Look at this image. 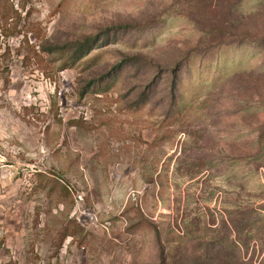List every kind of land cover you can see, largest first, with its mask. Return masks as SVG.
<instances>
[{"label": "rangeland", "instance_id": "1", "mask_svg": "<svg viewBox=\"0 0 264 264\" xmlns=\"http://www.w3.org/2000/svg\"><path fill=\"white\" fill-rule=\"evenodd\" d=\"M4 7L0 264H264V0Z\"/></svg>", "mask_w": 264, "mask_h": 264}, {"label": "trees", "instance_id": "2", "mask_svg": "<svg viewBox=\"0 0 264 264\" xmlns=\"http://www.w3.org/2000/svg\"><path fill=\"white\" fill-rule=\"evenodd\" d=\"M189 1V0H188ZM191 1V0H190ZM9 11H14L13 10V7H4V0H0V18L1 19H4L5 17H7L8 18V16H7V14H8V12ZM2 31V33H4V35H7L9 32H11L10 30H8V29H1ZM12 30H14V29H12ZM228 38H230L228 41H225V39L223 40V41H213L212 40V42H211V44H210V47H211V45H221V44H226V45H231V44H233V42L234 41H236V44H241L243 41H242V39H240L241 37H240V34L239 33H236V32H234V33H231L230 35H229V37ZM236 38V40H234ZM88 41H89V39H87V40H85L84 42H83V44H81L80 45V47H79V50L78 51H80L81 52V49H82V47L86 44V43H88ZM89 47V46H88ZM9 48L8 47H6V51L8 50ZM30 50L32 51V52H35V51H33L31 48H30ZM87 50V49H86ZM80 52H79V54H80ZM82 52H85V50L84 51H82ZM35 54V53H34ZM82 55L84 54V53H81ZM82 55H80V56H82ZM75 57H76V55H75ZM67 66V65H66ZM3 87L5 88L6 87V83H4V85H3ZM76 227L75 228H78V229H76V230H74V231H72L73 232V234H76V233H78L80 230H81V227L78 225V224H76L75 225ZM173 248H174V246L172 245L171 246V249L169 250V251H164V247L162 246V248H161V256H160V264H178L176 261H175V254L173 253ZM180 264H193L191 261L189 262V261H185V262H180Z\"/></svg>", "mask_w": 264, "mask_h": 264}]
</instances>
